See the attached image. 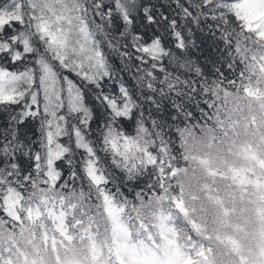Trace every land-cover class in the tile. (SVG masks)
<instances>
[{
    "label": "snow or ice",
    "instance_id": "snow-or-ice-1",
    "mask_svg": "<svg viewBox=\"0 0 264 264\" xmlns=\"http://www.w3.org/2000/svg\"><path fill=\"white\" fill-rule=\"evenodd\" d=\"M0 264H264V0H0Z\"/></svg>",
    "mask_w": 264,
    "mask_h": 264
}]
</instances>
